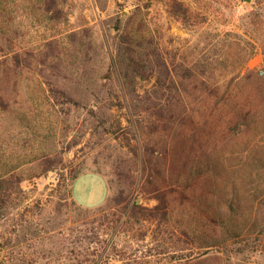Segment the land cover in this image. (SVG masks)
<instances>
[{"label": "rangeland", "instance_id": "obj_1", "mask_svg": "<svg viewBox=\"0 0 264 264\" xmlns=\"http://www.w3.org/2000/svg\"><path fill=\"white\" fill-rule=\"evenodd\" d=\"M59 2L42 20L31 0L0 4V60L13 75L0 87V177L14 185L0 201V264H264L263 229L208 216L214 207L235 215L236 188L264 183V0ZM133 55L145 65L154 57L156 74L141 76L150 69L137 70ZM213 73L224 87L240 73L232 87L254 105L251 122L229 127L228 116L203 112L205 145L192 148L190 165L216 168V183L195 188L207 197L171 189L164 203L152 188L170 185L172 160L179 167L186 139L200 138L187 114L198 120L213 99L194 77ZM174 106L177 120L168 119ZM86 171L108 181L101 205L73 196ZM254 193L242 197L249 213L263 201ZM215 234L220 245L201 246Z\"/></svg>", "mask_w": 264, "mask_h": 264}, {"label": "trees", "instance_id": "obj_2", "mask_svg": "<svg viewBox=\"0 0 264 264\" xmlns=\"http://www.w3.org/2000/svg\"><path fill=\"white\" fill-rule=\"evenodd\" d=\"M2 1L3 0H0V4L2 3ZM25 1L27 3L28 1L30 2V0H25ZM31 1H33L34 4L39 5L37 14L39 17H41V20H42V17L47 16L49 12L51 11V9L53 8H55L56 12L63 10V7L59 6L60 4L59 0H31ZM45 3L47 5L50 4V7H46ZM0 9L5 10L1 5H0ZM0 15H1V10H0ZM0 20H1V16H0ZM14 40L13 39L11 40L13 41V44H15ZM253 54H254V49H252L248 53L245 63L249 61L250 58H252ZM147 60L149 61V64L145 65L143 64L144 63L143 60L138 58V56L133 55L131 57V63L137 68V70H140L143 67L145 69H147L146 67L150 69L148 70L146 74L139 73L141 74V76H144V77L154 76L157 70L156 69L157 62L155 58L152 57L151 55L148 56ZM13 61L14 63L18 62L16 64L17 67H20V66L22 67L19 61L17 60H13ZM158 62L160 64L161 62H164L163 64L167 66V63L163 59H160V57H158ZM9 68H10V65L7 64V62L4 63L3 60H0V87H3L4 86L3 84L5 83H10L12 80L13 75L9 73L8 71ZM143 72H146V71H143ZM167 73L172 75L169 69V66L167 68ZM216 76L217 74L213 73L209 76V78H215ZM239 77H240V73H236L232 75V77L229 79V83L227 84L226 87H224V83H221L219 81L220 79H218L219 76H217V79H215L214 82H209L208 80L209 78L207 79L206 77H202L200 74L195 75L194 77L195 89L198 91L200 90L201 94H204L203 96L208 95L211 99H213V101H211L212 103H209L208 105L207 104L201 105V109L203 110H201V114L198 116V120L197 118H194L196 116L193 115L192 113L187 114L189 117L192 116L195 126L199 128V131L200 130L202 131H200L201 133H199V136H198L200 138H198L195 141V143L192 142L190 145H188L189 143H188V140L186 139L185 141L186 143L184 144L185 149L182 154L183 161H180V160L178 161L180 162L179 167H178V163L176 162V160H172V163H171L172 172H170L169 175H166V173H164L163 176L166 181L167 179H169L170 185H167V184H164L162 186L156 185V187L152 188V190L155 191L154 193L155 196H157L164 203H166V199L171 189L181 191L182 194L187 195V196L190 195L189 192H191V194L193 192L195 194H198L199 196H203V195H206V197L209 196L208 191L207 192L203 190L197 191L195 190V188H199L202 185L201 183L203 184H206L207 182L216 183V176L213 175L216 168L215 169L211 167H207L206 169H202L200 167L195 168L193 167V165H190L192 164L191 163L192 161H190V155L192 152V148H197L198 146L200 147V149H203L205 145V141L202 135H203V130L207 129L206 125L208 124V121L205 120L203 121V123L201 122V120L203 119L200 117H202L203 112H204L203 115L207 116V113L209 112V109H210L211 114H217V115H220L221 117L223 115L228 116L229 117V120H228L229 127H232L233 125H236L237 127H239L244 124H250L251 118L254 114V111H253L254 105H251L252 103L250 102L251 100L247 101L244 98H242L240 93L236 92L234 88L232 87L234 84L237 85L240 82L238 81ZM172 81H173L172 83L174 84L176 83L175 82L176 79L174 78L173 75H172ZM0 99L2 100V102L3 100L5 101V96L0 94ZM175 106L170 109V113H169L170 117H168V119L177 120L179 116V112L176 109L179 106L177 107ZM183 134H184V131H183ZM177 135H181V133H177ZM172 146L171 148L173 149H171V153L175 149L174 148L175 146L173 147ZM169 151H170V148L166 150V153L168 154ZM203 152L205 151L204 150L202 151V155L204 154ZM175 155L176 154H174V157ZM259 161L262 162V169H259L258 173L259 175H261V177L263 178V182H264V154L261 156ZM164 163L166 164L167 162H164ZM253 173H254V170H252L249 173L250 176H253ZM168 188H170V190ZM146 190L148 192H152L150 189H146ZM13 191H14V185L12 183V177L11 178L10 177H0V201L2 202L5 201L7 197H9L12 194ZM255 191H259L263 195V201L259 202V204H256L255 202L252 203V205L250 206L251 213H249L248 211L249 207L246 206V204H244L245 200H243L242 197L245 196V197L251 198V195L256 194L254 193ZM211 192H213L214 195H217L220 191H218L217 188L215 187V189H212ZM243 192L244 193H242L241 190L237 191V188H236V193L234 195L235 197L228 199L229 206L236 213L235 215L232 214V216H227L226 211H224L220 207H214L212 211L208 212V216L210 218L209 220H211L212 222H216L218 224H225L227 226L233 225V227H236L237 224L239 225L240 223L239 220H241V223L244 226H248L252 224L259 226L260 229H263L262 234L264 236V183L262 184L261 187L260 185L257 186V189L254 191H252L251 187H247ZM236 203H237V206L235 205ZM160 207H161L160 205L157 206V208H160ZM255 207L257 208V213L254 214ZM141 208L142 207L139 204H136L135 214L136 212H142ZM214 236L215 237H213V239H210V240L206 239L207 242L202 243L201 246H206V247L207 246H217V245H220L224 241L221 237H219L218 234H215ZM200 240H202V237H200Z\"/></svg>", "mask_w": 264, "mask_h": 264}, {"label": "crops", "instance_id": "obj_3", "mask_svg": "<svg viewBox=\"0 0 264 264\" xmlns=\"http://www.w3.org/2000/svg\"><path fill=\"white\" fill-rule=\"evenodd\" d=\"M106 177L97 171H86L77 176L73 183L75 200L85 207L101 205L108 196Z\"/></svg>", "mask_w": 264, "mask_h": 264}, {"label": "built area", "instance_id": "obj_4", "mask_svg": "<svg viewBox=\"0 0 264 264\" xmlns=\"http://www.w3.org/2000/svg\"><path fill=\"white\" fill-rule=\"evenodd\" d=\"M259 71L261 74H264V63L259 67Z\"/></svg>", "mask_w": 264, "mask_h": 264}, {"label": "water", "instance_id": "obj_5", "mask_svg": "<svg viewBox=\"0 0 264 264\" xmlns=\"http://www.w3.org/2000/svg\"><path fill=\"white\" fill-rule=\"evenodd\" d=\"M248 1H251V0H248Z\"/></svg>", "mask_w": 264, "mask_h": 264}]
</instances>
